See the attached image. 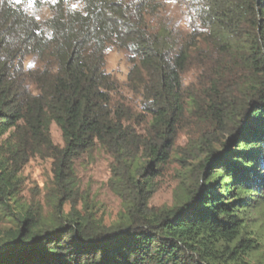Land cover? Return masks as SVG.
Masks as SVG:
<instances>
[{"label":"trees","instance_id":"obj_1","mask_svg":"<svg viewBox=\"0 0 264 264\" xmlns=\"http://www.w3.org/2000/svg\"><path fill=\"white\" fill-rule=\"evenodd\" d=\"M174 1L182 21L158 0H0V264H250L244 214L264 198V0ZM111 48L126 53L125 88L152 115L142 134L117 107ZM188 112L210 131L178 153ZM222 134L231 142L186 166ZM96 150L112 158L123 207L109 226L64 212L75 162ZM177 156L189 183L172 207H152L159 168ZM36 157L53 161L49 217L20 201Z\"/></svg>","mask_w":264,"mask_h":264},{"label":"rangeland","instance_id":"obj_2","mask_svg":"<svg viewBox=\"0 0 264 264\" xmlns=\"http://www.w3.org/2000/svg\"><path fill=\"white\" fill-rule=\"evenodd\" d=\"M166 3L168 11L177 19L182 21L180 9L174 0H158ZM30 59L26 65H29ZM130 63L125 52L111 48L106 54V70L121 85V90L116 97L117 107L131 113L133 129L142 134L152 121V115L146 110V105L140 98L134 96L126 88L127 76ZM188 82L193 81L191 74ZM191 94L198 93L197 85L189 87ZM194 113L188 112L179 124L177 130V142L175 152H182L189 145L201 138L202 133L210 131L208 125H200L194 118ZM51 137L55 145L64 147V139L60 128L53 123L50 127ZM231 142L229 134H222L209 145L201 144L202 151H199L198 158H188L186 166L193 168L206 159L209 154V146L221 150L224 144ZM232 144V143H231ZM206 145V146H205ZM231 145V148L237 146ZM179 157L163 168H159L160 175L155 179L158 190L153 196L150 205L155 208L172 207L175 204L177 190L182 186L185 188L189 182L185 178L187 171L178 162ZM112 158L100 150L85 155L75 162V175L78 192L74 200L66 202L64 212L68 213L76 207L82 213L93 214L96 218L102 219L104 224L111 225L119 218L123 210L121 200L109 189L108 181L111 176L110 166ZM53 161L51 159H32L22 172L23 186L20 194V201L26 205L37 206L41 209L43 216L49 217L53 213L52 190L54 189ZM217 171V170H216ZM220 173L213 175L217 180ZM212 177L209 176L208 179ZM204 178L203 175L201 179ZM205 181H201L204 183ZM206 184V182H205ZM247 225L246 239H252L257 245V250L245 256L250 264H264V198L254 197L251 207L244 214ZM253 244V245H254Z\"/></svg>","mask_w":264,"mask_h":264}]
</instances>
